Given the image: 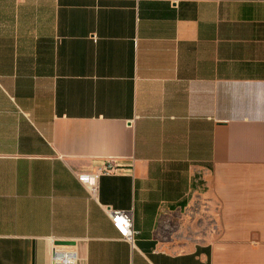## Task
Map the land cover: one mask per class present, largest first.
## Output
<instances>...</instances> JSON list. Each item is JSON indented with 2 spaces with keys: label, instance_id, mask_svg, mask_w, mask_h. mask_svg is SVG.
<instances>
[{
  "label": "crops",
  "instance_id": "1",
  "mask_svg": "<svg viewBox=\"0 0 264 264\" xmlns=\"http://www.w3.org/2000/svg\"><path fill=\"white\" fill-rule=\"evenodd\" d=\"M107 159L91 199L78 175ZM172 214L185 249L157 238ZM56 241L76 264H264V0H0V264Z\"/></svg>",
  "mask_w": 264,
  "mask_h": 264
},
{
  "label": "built area",
  "instance_id": "2",
  "mask_svg": "<svg viewBox=\"0 0 264 264\" xmlns=\"http://www.w3.org/2000/svg\"><path fill=\"white\" fill-rule=\"evenodd\" d=\"M116 164L112 159H107L101 165L95 167L88 173H81L78 175V180L83 184L91 199H97V180L101 175H108L114 173ZM101 207L107 214L112 226L118 232L122 239L132 243L136 231L132 225V212L131 210L114 209L110 205L101 204ZM52 264H76L77 256L74 251L65 252L59 250V245L52 246L51 254Z\"/></svg>",
  "mask_w": 264,
  "mask_h": 264
},
{
  "label": "rangeland",
  "instance_id": "3",
  "mask_svg": "<svg viewBox=\"0 0 264 264\" xmlns=\"http://www.w3.org/2000/svg\"><path fill=\"white\" fill-rule=\"evenodd\" d=\"M179 225V218L175 217L173 214L161 218L159 230L157 231V238L162 246L174 249H185L189 246L190 243L177 240L173 236L174 233L180 232Z\"/></svg>",
  "mask_w": 264,
  "mask_h": 264
},
{
  "label": "water",
  "instance_id": "4",
  "mask_svg": "<svg viewBox=\"0 0 264 264\" xmlns=\"http://www.w3.org/2000/svg\"><path fill=\"white\" fill-rule=\"evenodd\" d=\"M57 244H72L69 241H56Z\"/></svg>",
  "mask_w": 264,
  "mask_h": 264
}]
</instances>
